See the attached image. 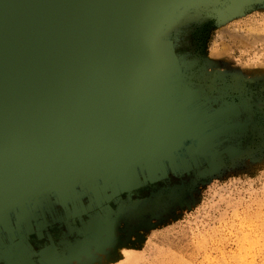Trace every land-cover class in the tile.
I'll return each mask as SVG.
<instances>
[{
	"label": "water",
	"instance_id": "obj_1",
	"mask_svg": "<svg viewBox=\"0 0 264 264\" xmlns=\"http://www.w3.org/2000/svg\"><path fill=\"white\" fill-rule=\"evenodd\" d=\"M254 1L0 0V261L57 208L221 158L225 106L191 81L181 31Z\"/></svg>",
	"mask_w": 264,
	"mask_h": 264
},
{
	"label": "rangeland",
	"instance_id": "obj_2",
	"mask_svg": "<svg viewBox=\"0 0 264 264\" xmlns=\"http://www.w3.org/2000/svg\"><path fill=\"white\" fill-rule=\"evenodd\" d=\"M215 11L191 17L178 51L191 81L223 101L227 151L158 189L140 183L101 208H57L11 263L264 264V0Z\"/></svg>",
	"mask_w": 264,
	"mask_h": 264
},
{
	"label": "trees",
	"instance_id": "obj_3",
	"mask_svg": "<svg viewBox=\"0 0 264 264\" xmlns=\"http://www.w3.org/2000/svg\"><path fill=\"white\" fill-rule=\"evenodd\" d=\"M150 184L153 185V187L155 189H158L159 187L165 186L163 179L162 180H156L154 182H151Z\"/></svg>",
	"mask_w": 264,
	"mask_h": 264
},
{
	"label": "flooded vegetation",
	"instance_id": "obj_4",
	"mask_svg": "<svg viewBox=\"0 0 264 264\" xmlns=\"http://www.w3.org/2000/svg\"><path fill=\"white\" fill-rule=\"evenodd\" d=\"M153 189H155L154 187H153V185H151V184H149Z\"/></svg>",
	"mask_w": 264,
	"mask_h": 264
},
{
	"label": "bare ground",
	"instance_id": "obj_5",
	"mask_svg": "<svg viewBox=\"0 0 264 264\" xmlns=\"http://www.w3.org/2000/svg\"><path fill=\"white\" fill-rule=\"evenodd\" d=\"M216 49V48H215ZM218 50V49H217ZM221 51V50H220ZM21 257V256H20Z\"/></svg>",
	"mask_w": 264,
	"mask_h": 264
}]
</instances>
